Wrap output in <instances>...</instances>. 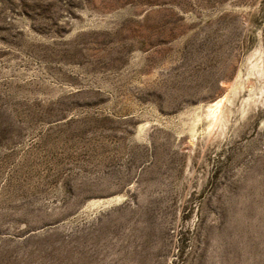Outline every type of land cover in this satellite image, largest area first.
I'll return each instance as SVG.
<instances>
[{"label": "rangeland", "instance_id": "374dc122", "mask_svg": "<svg viewBox=\"0 0 264 264\" xmlns=\"http://www.w3.org/2000/svg\"><path fill=\"white\" fill-rule=\"evenodd\" d=\"M0 264H264V0H0Z\"/></svg>", "mask_w": 264, "mask_h": 264}]
</instances>
